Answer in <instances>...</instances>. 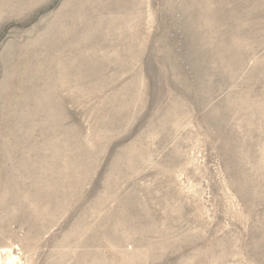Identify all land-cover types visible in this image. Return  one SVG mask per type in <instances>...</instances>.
I'll use <instances>...</instances> for the list:
<instances>
[{"label": "rangeland", "instance_id": "1", "mask_svg": "<svg viewBox=\"0 0 264 264\" xmlns=\"http://www.w3.org/2000/svg\"><path fill=\"white\" fill-rule=\"evenodd\" d=\"M0 264H264V0H0Z\"/></svg>", "mask_w": 264, "mask_h": 264}]
</instances>
